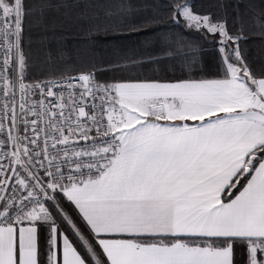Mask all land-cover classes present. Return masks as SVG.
<instances>
[{
	"label": "snow or ice",
	"instance_id": "6c2138e0",
	"mask_svg": "<svg viewBox=\"0 0 264 264\" xmlns=\"http://www.w3.org/2000/svg\"><path fill=\"white\" fill-rule=\"evenodd\" d=\"M245 9L0 0V264H264V0ZM172 27L213 38L214 73Z\"/></svg>",
	"mask_w": 264,
	"mask_h": 264
},
{
	"label": "trees",
	"instance_id": "16d2710c",
	"mask_svg": "<svg viewBox=\"0 0 264 264\" xmlns=\"http://www.w3.org/2000/svg\"><path fill=\"white\" fill-rule=\"evenodd\" d=\"M195 4H196V8L197 10H203V7L206 6V4L208 3V0H194ZM233 2H236V0H233ZM238 2L240 3L241 6V10H246L245 9V5L249 3V0H238ZM256 3H259V0H256ZM163 11V9H162ZM172 31L175 32H180V31H184L185 35L188 36V38L190 40H194V41H198V43L200 44V46L204 49V58L205 61L207 63V70L210 73H214L215 72V65H214V58H215V43L213 41V38L211 36L208 37H202L200 33H197L195 31H191L189 32L186 29H182V27H172L171 29ZM145 39V37L143 35L141 36H132L131 38L128 39H122V40H113L112 44L113 45H117L120 47H124V48H136L138 49L140 52H143L144 49L142 47V41ZM102 43H104V41H101ZM69 47H71V44L73 43L72 41H69ZM53 47H55V45H53ZM106 55L110 56L111 52L109 50L108 53H106ZM69 57L70 59L68 60V67L67 69H64L62 66L59 69V71L63 72L64 75H72V74H76L80 71L79 68V64L76 61L75 57L72 55V53H69ZM143 69H138L137 72L143 73ZM136 73H113V72H108L105 73V75L102 77V79H108L111 80L113 79V77L115 78H120L121 75H124L125 77L128 75H135Z\"/></svg>",
	"mask_w": 264,
	"mask_h": 264
},
{
	"label": "built area",
	"instance_id": "2783aa9c",
	"mask_svg": "<svg viewBox=\"0 0 264 264\" xmlns=\"http://www.w3.org/2000/svg\"><path fill=\"white\" fill-rule=\"evenodd\" d=\"M75 75H77V74H75ZM75 75H67V76H75Z\"/></svg>",
	"mask_w": 264,
	"mask_h": 264
},
{
	"label": "rangeland",
	"instance_id": "374dc122",
	"mask_svg": "<svg viewBox=\"0 0 264 264\" xmlns=\"http://www.w3.org/2000/svg\"><path fill=\"white\" fill-rule=\"evenodd\" d=\"M76 74H78V73H76ZM72 75H75V74H72Z\"/></svg>",
	"mask_w": 264,
	"mask_h": 264
}]
</instances>
